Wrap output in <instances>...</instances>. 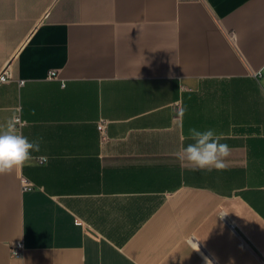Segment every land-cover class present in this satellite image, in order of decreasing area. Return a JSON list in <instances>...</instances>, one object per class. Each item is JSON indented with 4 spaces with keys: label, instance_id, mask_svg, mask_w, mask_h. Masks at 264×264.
Returning a JSON list of instances; mask_svg holds the SVG:
<instances>
[{
    "label": "crops",
    "instance_id": "1",
    "mask_svg": "<svg viewBox=\"0 0 264 264\" xmlns=\"http://www.w3.org/2000/svg\"><path fill=\"white\" fill-rule=\"evenodd\" d=\"M6 68L41 150L0 175V264H264V0H0ZM193 127L223 170L175 156Z\"/></svg>",
    "mask_w": 264,
    "mask_h": 264
},
{
    "label": "clouds",
    "instance_id": "2",
    "mask_svg": "<svg viewBox=\"0 0 264 264\" xmlns=\"http://www.w3.org/2000/svg\"><path fill=\"white\" fill-rule=\"evenodd\" d=\"M250 78L257 81L264 79V68H253ZM23 127L24 124L17 116L0 127V175L10 174L15 169L23 167L32 158L33 153H39L41 150V138L30 141L20 131ZM186 138L192 143L175 153L181 162L193 170L220 171L226 167V159L231 149L226 143L220 142L221 137L213 129L201 131L194 127L189 128ZM198 250L199 246L196 251ZM205 264H212V261L205 257Z\"/></svg>",
    "mask_w": 264,
    "mask_h": 264
},
{
    "label": "built area",
    "instance_id": "3",
    "mask_svg": "<svg viewBox=\"0 0 264 264\" xmlns=\"http://www.w3.org/2000/svg\"><path fill=\"white\" fill-rule=\"evenodd\" d=\"M49 77L50 78H56L57 77L56 72L52 71L50 73ZM11 79H12V73H11L9 68H6L2 73H0V84L8 83V82H10ZM99 130L101 131V133H103L105 131L104 124H102V123L100 124ZM46 161H47L46 159H41L40 163H45ZM22 186H23L24 190H32L33 189V184L29 180H27L26 178H23V177H22ZM13 253L16 256H20L21 255L20 247L16 248L13 251Z\"/></svg>",
    "mask_w": 264,
    "mask_h": 264
}]
</instances>
